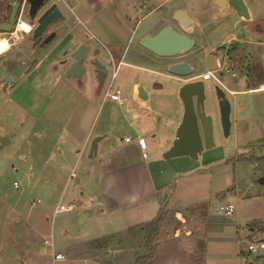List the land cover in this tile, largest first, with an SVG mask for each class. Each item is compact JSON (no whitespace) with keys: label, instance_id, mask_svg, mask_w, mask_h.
Segmentation results:
<instances>
[{"label":"rangeland","instance_id":"rangeland-1","mask_svg":"<svg viewBox=\"0 0 264 264\" xmlns=\"http://www.w3.org/2000/svg\"><path fill=\"white\" fill-rule=\"evenodd\" d=\"M4 1L0 0V9ZM172 1L171 6L189 10L190 15L198 20L199 25L194 24L192 34L195 46L188 54L160 61L148 56L137 44L140 35L154 32L158 19L155 16L143 18L139 23V34L132 43H127L129 34L126 31L130 29L123 23V18L122 29L117 23L118 18H94L95 24L91 26L79 18L83 22L80 25L76 24V11L58 3L68 17L66 20L70 27L77 25L82 33L87 53H98L104 63L109 57L102 49L104 45L114 55L116 65L120 50H114L112 43L120 40L121 49L126 50L123 58L126 64L119 69L114 81V86L121 89L122 98L127 101L122 107V119H118L117 105L104 99L111 68H107L106 80L100 91L91 75H84L80 81L65 76V66L60 62L66 60V52L69 51L62 48L70 39L66 34L69 29L66 23L57 21L51 24L46 34L51 30L58 31L60 38L44 47L32 46V31L29 34L19 32L18 40L11 42L9 50L0 55V144L5 140V144L0 146V264H97L75 258L77 253L67 254L69 246L92 239L90 230L108 218V215L99 214L101 208L95 204L93 192L95 170L80 149L85 136H91L106 123H110L112 129H121L122 137L128 135L133 139L135 134L129 128L128 120H123V115L130 112L138 119L135 127L147 147L145 153L149 156L147 163L153 180L167 185L163 192L165 198L158 205L167 204L172 212L179 210L184 217V226L194 227L196 231L189 238L170 239L174 249L180 252L179 256H168L163 252L160 257L168 258L172 264H264V253L256 259L247 253L243 242L239 245L229 239L228 242L210 241V222L203 220V216L209 214L214 225L221 222L223 235L226 233L225 236L229 237L234 231H229L228 222L238 224L242 230L246 228L245 224L259 223L250 221L259 218L260 210L264 208V182L259 183L264 177V91L244 95L227 92L230 89L245 90L264 82V0H247L253 19L251 27L255 28L248 32L241 29L235 15L222 16L216 8L211 9L210 0ZM52 2L57 1L50 0ZM65 2L73 8L72 0ZM151 4L149 1L145 5L147 10L152 8ZM196 12L203 15L198 17ZM145 13H140L138 18L127 19L135 22ZM21 20L33 29L26 18ZM87 29L93 39L85 37ZM9 36L0 32V38ZM232 38L235 40L227 46L228 51H223ZM58 43H61L59 50L56 48ZM137 46L143 53L139 61L134 59ZM221 56L223 61L230 63L229 70L219 65ZM179 60L189 61L193 69L192 75L184 77L185 80L194 77V80L204 82V110L213 118L214 146L203 150L193 163L180 159L165 160L162 154L166 150L151 152L147 139L151 137L149 130L158 128L161 134L166 121H160L157 113L147 116L144 109L134 108L131 99V82L136 81L147 87L154 109L169 117H178L182 110L179 89L176 91L179 82L158 64L165 66ZM132 64L141 69H133L129 66ZM145 68L157 69L168 75H156ZM207 72H211L214 78L202 79V74ZM5 77L11 83H5ZM216 86L224 90L231 106L227 138L219 122ZM133 116L129 121L134 120ZM154 121L161 126H155ZM102 155L101 148L98 160ZM78 178L79 183L76 182ZM224 204L235 207L233 218L223 217L218 212ZM60 205H73L75 209L68 213H55ZM89 205H93L95 210L93 216L85 211ZM172 212L168 211L154 242L166 236L172 237L176 229L180 230V236L184 235L185 230L180 224L178 226ZM151 217L150 220L153 219ZM254 227L259 229L257 224ZM196 228L203 230L201 236L197 237L199 229ZM258 237L264 241V232L258 233ZM199 239L204 245L201 254L197 247ZM44 241L48 244L44 245ZM182 243L183 248H177ZM240 246L242 254L239 253ZM140 252H144L141 245L137 249L123 251L125 258L121 264H129ZM57 253L64 259L53 262V255ZM174 257H177L176 262H173Z\"/></svg>","mask_w":264,"mask_h":264},{"label":"crops","instance_id":"crops-1","mask_svg":"<svg viewBox=\"0 0 264 264\" xmlns=\"http://www.w3.org/2000/svg\"><path fill=\"white\" fill-rule=\"evenodd\" d=\"M149 1L152 2L151 4L152 8L150 10H147L146 9L147 7H145V5H147ZM210 1H211L210 2L211 9L215 8L216 6L214 5V2L212 0ZM7 2H10V1L9 0L4 1V3H7ZM172 2H173L172 0H72L73 8L72 7L71 8L73 9V11H76V14H77V15L75 14L76 17L74 16L77 19L76 24H80V25H83V22L86 24H89L90 26L94 25L95 24L94 18H118L117 23L120 24V27L122 29V26H123L122 18H123L124 19L123 23H125L126 26H128L130 29L129 31L125 30L129 34L127 43H132V39H134V37L137 34H139V31H140L139 23L143 18H152L154 16L158 18L156 25L154 26L155 27L154 32L153 33L150 32V34L152 35L156 34L161 28H163L166 25H171L176 28V25L172 20V14L174 10L180 9L181 7L177 5L171 6L170 3L172 4ZM244 2L247 4V0H244ZM217 10H218V13H220L222 16H228V15L234 14V12L229 8H226V9L219 8ZM144 12H146L145 15L142 17H139L141 19H139L138 21L132 22V19H127V18H138L137 16H139L140 13H144ZM196 15L198 17H201L203 14H201L200 12H196ZM250 17H251L250 21H246V24L248 26V29L246 32L250 31L251 28L255 30V28L251 27V23H253L251 14H250ZM66 18L68 17L66 16ZM79 18H82L81 20H83V22H81ZM191 18H193L192 19L193 25L194 24L199 25L198 20L194 19L195 17L191 16ZM211 18L216 19L215 17H211ZM62 22L66 23L67 27L69 28L67 29L66 34L70 37L69 42L62 45L63 49L69 50V52H71L81 43L86 45V41L83 39L82 33L80 32V30L77 29V25H72L70 27V23L67 22V20L62 21ZM241 22L242 21L238 19V23L240 24ZM101 23L104 24V22H101ZM106 24L108 23L106 22ZM86 31L87 33H84L85 37H87V39H93V36L89 35L88 29ZM56 34H57L56 38L53 41L59 40L60 38V33L58 31L56 32ZM147 34L148 33L142 34L138 37L137 39L138 46H139L140 39L143 36H146ZM63 39L64 38L62 37L61 41H63ZM234 40L235 39L232 38L231 40L227 41L224 47L230 45ZM58 44L59 45L56 47L57 50H59V47L61 46V43H58ZM66 45H67V48H66ZM138 46L134 52V56H136L134 57V59L139 61L140 60L139 56H143L142 55L143 53L139 52L140 46L139 47ZM112 47L114 50H117V51L120 50V56L116 64L118 65V71H119V69L124 64H126V62L123 61V58L126 57L125 56L126 50L121 49L122 44L120 40L117 43L113 42ZM102 49L106 50L109 56L108 58L111 57L113 61L115 62L114 55H112L111 52H109L104 45H102ZM145 52L148 56L151 55V57L158 59L156 56H153L147 51ZM148 59H150V57ZM180 61L189 62L187 60H179L177 62H180ZM158 65H161L163 67V65L160 63ZM129 66H131L133 69H141L140 66L136 64L135 65L132 64ZM166 66H164V68H166ZM145 69L150 70L151 73L156 74V75H162V76L168 75L167 73L163 71H158L157 69H149V68H145ZM64 70H65V67L63 68V72ZM172 77H174L173 79H176L179 82V85L176 87V91L183 84L187 82L195 81L194 77H190V79L188 80L187 79L185 80V78H180V77H175V76H172ZM263 86H264V82L260 83L258 86H255V87H251V88L248 87L245 90L230 89L227 92L231 95L254 94L257 92H263V90H261V87ZM138 87H139L138 82L136 81L131 82L130 91H131V99H132L134 108L144 109L147 112V116L151 114L154 115L155 113H157V116L159 117L160 121L161 120L166 121V124H164L163 126L164 131L161 134L158 128L154 130H149L151 137L147 138L149 145L151 147V152H154V153L164 152L165 150H168L171 147V144L175 137V131H176L175 128L180 123L183 110L180 109V115L178 114V117H175V116L169 117L165 115L162 111H158L154 109V104L150 101L151 96L148 94L147 87L144 86V89L147 91V94H148L147 101H141L137 98V88ZM123 99L125 101L122 105L111 102L117 105V108L119 111L118 113L120 114V115L118 114L119 115L118 119H122V107L127 103L126 98H123ZM130 111H133V110L130 109ZM130 116H133L131 112L127 114L125 113V115H123V120L126 122L128 120L129 128L135 134V137L133 139L130 138L128 135H124L122 137L121 129H117V128L112 129V127L110 126V123H106V125L103 126L102 129L94 132L91 136L87 134L82 141L80 152L83 151L84 154L87 155V150H88L91 139L96 135L106 136V138L101 141L100 147H99V151L101 148L103 151L102 158L98 160V156H99V151H98V156L95 160L91 161L92 166L90 167L94 168L95 170L94 171L95 172L94 173V191H93L95 204L101 208L99 210V214L103 216L108 215V218L105 220V223H100L98 226L90 230L91 233H93L92 239L100 238L106 235L115 234L118 232H122L126 230L128 227L136 225L138 223L149 222L151 221L149 217L152 216L151 219L155 218L156 215L158 214V211L162 208L168 210L169 212H172L169 210V208L166 207L167 204L165 206L158 205L159 202L165 198V196H163V192H165V190L167 189V185L160 184L157 181L153 180L150 174L149 168H148V163H147L149 156H147L146 159H143L141 157V150L138 148L136 144V138L142 137V135L138 132L139 130L136 129L135 127V122L138 119L133 116L134 120L129 121ZM109 119H111V117ZM154 124L157 127L159 125L156 123V121H154ZM125 137L130 138L131 140L130 144H126L123 141L124 145H122V140ZM106 139H110V140H106ZM76 182L79 183L80 179L78 178ZM92 206L93 205L87 206L85 210L89 214V216H93L95 212ZM172 213L174 214V217H175L174 219L177 222L178 226L181 225V229L185 230L184 235L180 236L179 235L180 230L176 229L172 237L166 236L163 239H159L155 241L153 244V250H154L153 258L147 264H172L168 258L165 259L164 257H160L161 256L160 254L163 252H165L166 255L168 254V256L169 255L171 256L180 255V252L174 249L173 247L174 244H171L172 241L170 239L189 238L193 236L194 234H196L194 227L188 228V226H184L185 224L183 223L184 217L182 216L179 210L177 209L173 210ZM258 217L259 218H255L251 220L250 222L259 221V223L245 224L246 228L242 230H241V227L239 229L238 224H233L231 221L228 222L227 226L230 229L229 231L231 232L234 231L233 232L234 234L232 233V235L229 237L225 236L226 233L225 235H223V229H222L221 222L218 221L217 225L216 224L214 225V223H212L213 220L212 221L210 220L209 214L206 213V215L203 216V220L206 219L208 224L210 222L209 229H208L209 234H211V237L209 236L210 241L228 242L227 239H229L232 242H236L237 244L240 245L242 242L246 244V242L250 240H256V239L260 240L258 237V233L264 232V208L263 210H260ZM255 224L259 226L258 230H256V227H254ZM124 226H127L125 227L126 229H122V227ZM198 229L199 228H196V230ZM201 230L199 229V233H197V237L203 234L202 233L203 230L202 231ZM92 239H88L87 241H90ZM87 241H83L79 244H82ZM182 241H185V240H182ZM198 241L203 242V240H200V239L197 240V242ZM184 243L177 246V248L179 247L183 248ZM75 245H78V244H75ZM75 245H71L68 248L75 246ZM203 252H204V249H203ZM242 252L243 250L241 249V246H240L239 253L242 254ZM176 260H177V257H174L173 262H176Z\"/></svg>","mask_w":264,"mask_h":264},{"label":"water","instance_id":"water-1","mask_svg":"<svg viewBox=\"0 0 264 264\" xmlns=\"http://www.w3.org/2000/svg\"><path fill=\"white\" fill-rule=\"evenodd\" d=\"M9 1L3 2L0 9V32L2 33L14 32L21 19L26 18L28 21H33L38 17L40 10H43L36 20V26L32 29L33 47H44L51 43L57 34L52 31L45 35L48 28L57 21L66 20V16L57 2L50 3V0ZM212 1L220 9H231L239 20L250 21V12L244 0ZM172 20L176 24V28L166 25L154 35L143 36L139 41V46L161 60L188 54L195 46V40L192 38L194 25L190 12L187 9L174 10ZM66 53H68L66 60L60 62L65 66V76L80 81L84 75H91L97 81L98 89H100L107 74L106 61L102 63L96 52L87 53L86 45L83 43ZM222 60L223 56L218 60L219 65L222 64ZM166 65L167 73L175 77H189L193 72L191 65L186 61ZM227 68L229 69L230 65ZM4 82L11 83L7 77L4 78ZM214 91L219 110V122L223 135L227 138L230 132L231 106L221 87L216 86ZM178 97L183 110L181 120L175 131L171 147L162 154V157L165 160L180 159L186 163H193L198 160V156L203 150L214 146L213 118L207 115L204 110L206 98L204 82L195 80L183 84L178 90ZM137 98L141 101L148 99L143 84H139L137 88ZM105 138V135H96L91 139L86 155L89 161L97 158L100 143ZM4 144L5 140L3 139L0 146ZM263 182L264 177L259 180V183Z\"/></svg>","mask_w":264,"mask_h":264},{"label":"trees","instance_id":"trees-1","mask_svg":"<svg viewBox=\"0 0 264 264\" xmlns=\"http://www.w3.org/2000/svg\"><path fill=\"white\" fill-rule=\"evenodd\" d=\"M167 214L168 210L162 208L149 222L130 226L124 232L106 235L72 246L67 249V254L77 253L75 258L91 260L98 264H121L125 258L122 254L123 251L137 249L141 245L144 252L136 253L129 264H147L153 258V242ZM197 247L201 254L204 249L203 242L198 241ZM257 258H260V255H257Z\"/></svg>","mask_w":264,"mask_h":264},{"label":"built area","instance_id":"built-area-1","mask_svg":"<svg viewBox=\"0 0 264 264\" xmlns=\"http://www.w3.org/2000/svg\"><path fill=\"white\" fill-rule=\"evenodd\" d=\"M56 1H57V3L63 4V6L67 7L70 11H72V8H70V6L65 2V0H56ZM240 25H241L242 30L247 31L248 26L246 24V21H242L240 23ZM9 35L10 36L6 40L9 42L10 45H12L11 42H13V43L16 42L18 40V36H17L16 32H12ZM106 66H107V68H111L112 72H111L110 81L105 87L104 99H107L113 103H117L119 105H122L125 101L122 98V92H121L120 88L114 86V81L117 77V72H118V65H115L113 59L110 57L106 60ZM221 66L225 70L230 69V68L229 69L227 68V63H225V62ZM263 68H264V61H263ZM211 77L214 78V76L211 72H207L201 76L202 79H208ZM215 80L217 81L218 84H220L217 79H215ZM123 141L126 144L131 143V140L128 137H125L123 139ZM136 144H137L138 148L141 150V157L143 159H146L147 154L145 153L146 146H145L144 139L142 137H137L136 138ZM71 176L74 177V174L72 173ZM14 185L16 186V183ZM74 209H75V206H73V205H69V206L60 205L55 210V213H68V212L73 211ZM218 212L223 217L230 218L235 213V207L232 204H224V205H221L219 207ZM43 244L44 245L48 244V242L44 241ZM246 250L251 255H254V256L261 255L264 253V241L258 240V239L247 241L246 242ZM63 259H64V257L60 253L53 255V262H59V261H62Z\"/></svg>","mask_w":264,"mask_h":264},{"label":"bare ground","instance_id":"bare-ground-1","mask_svg":"<svg viewBox=\"0 0 264 264\" xmlns=\"http://www.w3.org/2000/svg\"><path fill=\"white\" fill-rule=\"evenodd\" d=\"M19 32L27 33L29 34L31 32V27L24 21L18 22V25L16 26V34L18 35ZM9 42L6 39L0 38V55L5 53L9 49ZM261 90L264 91V86L261 87Z\"/></svg>","mask_w":264,"mask_h":264},{"label":"flooded vegetation","instance_id":"flooded-vegetation-1","mask_svg":"<svg viewBox=\"0 0 264 264\" xmlns=\"http://www.w3.org/2000/svg\"><path fill=\"white\" fill-rule=\"evenodd\" d=\"M215 5V4H214ZM216 6V5H215ZM216 9H219L217 6L215 7ZM43 12V10H40V12L38 13V17L40 16V14ZM233 16L235 15V14H232ZM37 17V18H38ZM37 18L36 19H34L33 21H28V22H30V24L31 25H33V28H34V26H36V20H37ZM32 31V30H31ZM53 31V30H52ZM52 31H50V32H52ZM50 32H48V34L50 33ZM194 33V32H193ZM45 35H47V34H45ZM32 36V35H31ZM32 41V40H31ZM33 43V42H32ZM229 47H225V48H223L224 50L223 51H228L227 49H228ZM159 61L161 60V59H158ZM224 62L225 63H227V67L230 65V63L228 62V61H223L222 60V64L221 65H223L224 64ZM86 63V62H85ZM87 64V63H86ZM85 64V65H86ZM231 67V66H230ZM106 76H107V74H106ZM106 76H105V78H104V80H103V83H102V85H101V87H100V89H98L99 91L103 88V86H104V83H105V80H106ZM95 82L97 83V81L95 80ZM97 86H98V83H97Z\"/></svg>","mask_w":264,"mask_h":264}]
</instances>
